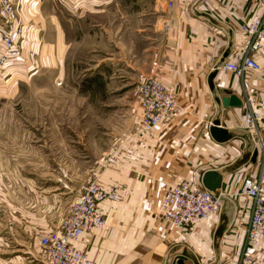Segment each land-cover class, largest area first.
<instances>
[{"label":"crops","instance_id":"crops-1","mask_svg":"<svg viewBox=\"0 0 264 264\" xmlns=\"http://www.w3.org/2000/svg\"><path fill=\"white\" fill-rule=\"evenodd\" d=\"M44 1L22 0L28 23L26 55L35 52L36 43L29 38L41 33L35 29L40 21L35 14ZM110 6L111 0H90V17L105 14ZM263 12L264 0H178L173 9L165 5L159 18L160 26L165 22L170 26L167 34L158 25L138 26L143 44L132 48L134 62L125 60L136 69L134 81L131 88L121 86L132 97L127 108L129 130L122 132L117 144L113 158L117 169L104 173V182L96 178L114 185L117 198L101 203L107 229L93 231L77 243L85 250L89 246L96 264H239L250 212V202L239 188L245 176L257 178L264 170V152L250 141L244 119L245 99L254 95L252 107L262 112L264 120V44L252 51L261 65L259 72L248 70L237 76L221 65L250 54L253 38L242 26ZM140 54L147 55L145 65L137 59ZM95 73L90 83L101 78V70ZM144 77H159L173 87L178 108L147 132L139 128L140 108L133 94ZM229 94L241 98L242 105L223 107L221 99ZM215 120L226 130L221 141L210 133ZM261 130L264 134V123ZM207 170L222 174L216 191L221 211L190 229H173L159 216L165 186L186 178L204 187L202 175ZM29 253L37 264L45 261L43 249ZM23 258L16 255L0 264H23Z\"/></svg>","mask_w":264,"mask_h":264},{"label":"rangeland","instance_id":"rangeland-1","mask_svg":"<svg viewBox=\"0 0 264 264\" xmlns=\"http://www.w3.org/2000/svg\"><path fill=\"white\" fill-rule=\"evenodd\" d=\"M139 1L111 0L105 14L91 17L90 0H45L37 8L35 52L24 54L17 85L0 84V262L21 255L23 264H37L29 251L43 249L41 236L92 180L117 169L132 99L121 86L131 88L136 70L125 60L134 62L132 48L143 44L138 26L164 32L159 18L170 9L169 0ZM141 58L145 65L147 55ZM253 254L250 264H264V242Z\"/></svg>","mask_w":264,"mask_h":264},{"label":"built area","instance_id":"built-area-1","mask_svg":"<svg viewBox=\"0 0 264 264\" xmlns=\"http://www.w3.org/2000/svg\"><path fill=\"white\" fill-rule=\"evenodd\" d=\"M178 5V0H169L171 9ZM22 0H0V84L6 88L17 85L24 73L25 63L23 42L26 39L25 26L21 22ZM164 32L170 26L164 23ZM242 31L253 38L250 54H246L239 62L226 60L221 67L237 76H243L251 70L259 72L261 65L252 51L264 44V12L253 20L243 24ZM133 94L140 108L139 126L141 132L165 123L176 114L175 90L167 86L158 77L139 80ZM254 95L245 99V129L249 139L259 145L264 152V123L261 111L253 109ZM264 170L259 177L245 176L239 188V194L250 202L246 238L239 254V264H250L254 261V250L264 242ZM117 198L114 185H103L92 180L85 190L77 195L69 206L65 218L59 226L48 231L40 238V246L45 252L43 264H96L87 250L77 247V243L87 234L102 230L106 226V218L101 203ZM222 202L216 192L205 187H198L188 179L182 178L167 185L160 200L159 213L161 219L175 230L190 229L201 220L221 211Z\"/></svg>","mask_w":264,"mask_h":264},{"label":"water","instance_id":"water-1","mask_svg":"<svg viewBox=\"0 0 264 264\" xmlns=\"http://www.w3.org/2000/svg\"><path fill=\"white\" fill-rule=\"evenodd\" d=\"M223 107L228 106H241L242 101L241 98L234 94L225 95L221 99ZM210 133L212 137L217 140L221 141L225 137L226 130L220 125L219 121L215 120L212 125L210 126ZM257 151L253 152V158L255 159ZM222 182V174L214 171V170H207L202 175V184L205 188L216 192L217 189L221 186Z\"/></svg>","mask_w":264,"mask_h":264}]
</instances>
